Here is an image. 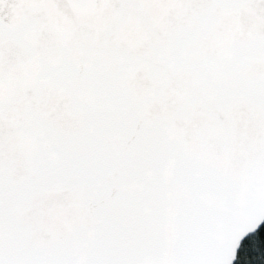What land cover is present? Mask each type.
<instances>
[{
	"label": "snow or ice",
	"instance_id": "1",
	"mask_svg": "<svg viewBox=\"0 0 264 264\" xmlns=\"http://www.w3.org/2000/svg\"><path fill=\"white\" fill-rule=\"evenodd\" d=\"M0 264H264V0H0Z\"/></svg>",
	"mask_w": 264,
	"mask_h": 264
}]
</instances>
